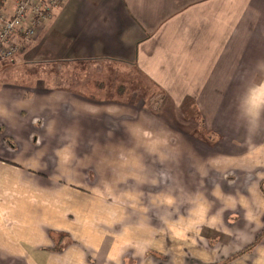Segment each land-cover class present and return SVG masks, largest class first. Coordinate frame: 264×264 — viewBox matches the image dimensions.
I'll return each mask as SVG.
<instances>
[{
	"label": "crops",
	"instance_id": "0c3cea01",
	"mask_svg": "<svg viewBox=\"0 0 264 264\" xmlns=\"http://www.w3.org/2000/svg\"><path fill=\"white\" fill-rule=\"evenodd\" d=\"M16 41L0 63V264H264V0H65ZM110 70L154 96L91 80ZM115 108L131 132L103 137ZM164 123L188 179L152 215L114 191Z\"/></svg>",
	"mask_w": 264,
	"mask_h": 264
},
{
	"label": "rangeland",
	"instance_id": "374dc122",
	"mask_svg": "<svg viewBox=\"0 0 264 264\" xmlns=\"http://www.w3.org/2000/svg\"><path fill=\"white\" fill-rule=\"evenodd\" d=\"M11 3H12L11 0H5V7L6 8L9 7ZM19 49L16 55L11 60L13 61L15 60L18 53L21 51ZM0 61H1L0 63L9 62V60H7L8 61L7 62L1 59ZM22 73H23L22 75L24 76L20 80L24 85H28L31 79L28 77L27 73L25 72ZM102 77H104V75H95L92 78L91 77L90 78L91 80H96L97 85H104L105 88L108 87L107 85H110V87H115L118 85V82H120L124 86H132L127 90L128 92L132 88H135V86H139L138 89L140 88V90H143L146 87L148 91L147 95L149 97L154 96L153 94H150L151 92L150 88L148 87V85H146L144 80L138 75L128 74L126 71L125 72L112 71L111 73L108 74V78H109L108 80ZM1 80L13 81L14 79L7 78V76L4 75L3 77H1ZM102 80H106L107 83ZM100 94L102 95H97V96L101 97L104 95L103 93ZM131 94L134 93L133 92H131L130 94L128 93L127 95H125L124 99L133 103L135 95H131ZM162 96H159V94L156 95V98L152 102H150V105L148 104L147 107L149 110H151L152 113L155 111L156 107L160 106L159 103L163 101ZM119 111L121 110L115 108L112 111L111 119L108 120L109 122H113L115 125L114 128L112 129H109L108 125H106V122H104V119H101L103 121L102 122L103 125H100L98 127V128L101 127L100 132L98 130L100 135H103V137L105 135H112L113 138H116V137H120L121 134H125V131L131 132L130 130H128L129 127L128 125L129 123L135 121L134 120L135 117L133 115L129 117ZM188 116L194 119L198 123V126L195 132L192 133V136L196 137L201 135L203 139L205 138V140L202 142L213 144L211 142L213 139L209 138L210 135L213 136L212 135L213 133L212 132L210 133V131H208L204 123V120L207 119L204 111L193 109L189 111ZM162 126H163L162 128L163 138L164 140H167L166 142L162 143L163 148L157 150L153 146L146 147L149 155L144 159H142L140 163L139 161L137 160L134 161L133 159H131V162L125 160L127 167H129V169L131 170L130 172L131 174L128 177H126L124 180L120 181V183L117 184L118 186H120L119 189H115L114 191L115 193L114 196L120 197L121 199H123L122 200L123 202L125 199L126 200L135 199V201H137L136 203H138V199H143L144 201H146V205L145 206L142 205L141 207L145 208L148 214H152V215H154V209L156 207L155 205L156 203H157V208H160V205L162 204L163 208L170 209L169 199L171 198L172 195L173 188L171 187L173 185V182L174 184H176L175 187L178 186V189H181L183 185L185 186L188 179V175L186 172L187 171L186 166H188L187 153H183V151L180 150V154H178V156L174 160L169 156V153L171 152L173 145L171 139L172 136L176 134L175 132L172 131L171 129L172 127L169 123L167 124L164 123V125ZM187 128H188L187 126H184L181 127L180 130H184V133H186ZM148 133H151V129H148ZM4 143H6V139H4ZM114 143H118V142H114ZM159 151H162L164 154L160 152L159 156L156 155ZM161 154H163V157L160 156ZM173 162H176L177 165H174ZM140 186H142V188H139ZM108 192L110 193V191L107 190L98 191L100 195L104 194V196H106V193ZM180 196L181 193L179 194V197ZM157 199H161V200H157ZM132 208H137V206L133 205Z\"/></svg>",
	"mask_w": 264,
	"mask_h": 264
},
{
	"label": "built area",
	"instance_id": "2783aa9c",
	"mask_svg": "<svg viewBox=\"0 0 264 264\" xmlns=\"http://www.w3.org/2000/svg\"><path fill=\"white\" fill-rule=\"evenodd\" d=\"M64 1L11 0L12 10L0 9V59L11 60L19 49L16 38H33L53 10L62 6Z\"/></svg>",
	"mask_w": 264,
	"mask_h": 264
},
{
	"label": "trees",
	"instance_id": "16d2710c",
	"mask_svg": "<svg viewBox=\"0 0 264 264\" xmlns=\"http://www.w3.org/2000/svg\"><path fill=\"white\" fill-rule=\"evenodd\" d=\"M4 0H0V9H2L3 7H4ZM163 98V97H162ZM154 99H152V101H153ZM159 102V101H158ZM160 104V103H159ZM158 104V105H159Z\"/></svg>",
	"mask_w": 264,
	"mask_h": 264
}]
</instances>
